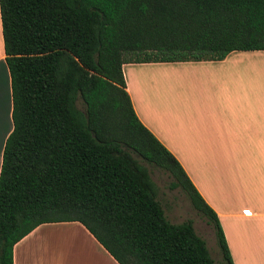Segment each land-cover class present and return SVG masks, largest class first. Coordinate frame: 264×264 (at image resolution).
<instances>
[{
  "label": "trees",
  "instance_id": "trees-1",
  "mask_svg": "<svg viewBox=\"0 0 264 264\" xmlns=\"http://www.w3.org/2000/svg\"><path fill=\"white\" fill-rule=\"evenodd\" d=\"M0 27L12 103L0 264L37 225L63 221L118 264H215L190 220L166 218L146 164L169 173L232 264L216 214L137 119L121 64L264 50V0H0Z\"/></svg>",
  "mask_w": 264,
  "mask_h": 264
},
{
  "label": "crops",
  "instance_id": "crops-1",
  "mask_svg": "<svg viewBox=\"0 0 264 264\" xmlns=\"http://www.w3.org/2000/svg\"><path fill=\"white\" fill-rule=\"evenodd\" d=\"M121 71L137 119L216 214L232 264H264V50H232L220 60L128 61ZM11 106L0 27V162ZM58 238L52 258L48 240ZM12 264L118 263L79 222L63 221L41 223L14 243Z\"/></svg>",
  "mask_w": 264,
  "mask_h": 264
},
{
  "label": "rangeland",
  "instance_id": "rangeland-1",
  "mask_svg": "<svg viewBox=\"0 0 264 264\" xmlns=\"http://www.w3.org/2000/svg\"><path fill=\"white\" fill-rule=\"evenodd\" d=\"M76 106L78 108L82 107V103L79 98L76 100ZM146 166L149 169L150 178L155 185L156 199L160 202L166 218L173 223L190 220L196 234L205 241L207 250L214 263L224 264L218 244L216 242L215 231L212 223L192 207L186 193L183 190H181L179 187L170 188L169 185L173 179L167 171H163L162 169H158L147 164ZM213 178L220 179L221 176H214L212 177V180ZM244 213L248 212L245 210ZM48 235L53 236L54 239V236H62L60 232H49ZM59 240V238L56 240H48L50 246H48V253L51 254L52 258L54 255L57 257V255L60 253Z\"/></svg>",
  "mask_w": 264,
  "mask_h": 264
}]
</instances>
